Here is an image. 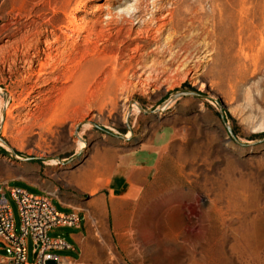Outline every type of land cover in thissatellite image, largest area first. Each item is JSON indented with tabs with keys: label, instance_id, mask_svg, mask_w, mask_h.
I'll list each match as a JSON object with an SVG mask.
<instances>
[{
	"label": "rangeland",
	"instance_id": "374dc122",
	"mask_svg": "<svg viewBox=\"0 0 264 264\" xmlns=\"http://www.w3.org/2000/svg\"><path fill=\"white\" fill-rule=\"evenodd\" d=\"M158 1L74 0L71 10L87 4L73 15L76 25L96 33L91 45L78 39L82 77L73 64L69 73L62 68L52 99L29 106L33 89L46 86L36 78L55 66L10 46L41 1L0 0V177L25 175L57 198L59 212L69 213L62 201L80 213L91 242L82 260L90 264H264V249L260 259L240 260L231 244H207L216 219L230 234L239 218L264 215V0H182L176 41L169 26L157 33L161 23L149 38L137 35ZM173 2L163 0L156 17ZM59 6L36 14L59 30L67 25L54 16ZM108 12L132 24L108 25ZM73 75L76 85L66 80ZM139 168L140 182L125 185ZM116 185L124 189L112 195ZM78 232L57 228L49 237Z\"/></svg>",
	"mask_w": 264,
	"mask_h": 264
},
{
	"label": "bare ground",
	"instance_id": "6f19581e",
	"mask_svg": "<svg viewBox=\"0 0 264 264\" xmlns=\"http://www.w3.org/2000/svg\"><path fill=\"white\" fill-rule=\"evenodd\" d=\"M31 1L32 0H21V4L28 5ZM40 1H41V4L34 5L33 8L30 10V12L27 14L28 21L20 25L19 29L21 28L26 29V32H24L23 35L21 34L22 36L20 37V39L16 40L15 43H13L10 46V48L14 50L15 54L17 52H21L19 51L20 48H23L24 50L28 49V52L34 51V53L36 54V57H35L36 59H38L42 55L45 56L46 60L48 59L50 63L49 64L50 68L55 66V68L53 69L51 73H47V72L40 73V75L36 78L37 79L36 85H38V83L40 82H43L44 84H46V86L33 89L32 93L29 95L27 99L28 101L31 100V103L29 106H32L33 104L38 105L39 103H42V104L46 102L48 103V101L52 99V95L56 91V85H58V82H59V78L56 79L55 76H57L59 72L62 71V68H65L66 73H69L70 72L69 66L71 64L75 65L74 67L78 69L79 73H77L78 71L76 72L77 74L75 72L74 73L76 74V76H78V78H80L79 76L82 75V70H83V67L85 66H84L83 61L78 60L79 62H76L78 55L81 56V54H83L82 51L80 52L76 49L77 44H78V39L80 40V38L84 36V40L86 41V45L88 46L92 44V39L94 36H96V33L94 32V29H93L94 27H88V26L84 27L82 25L77 26L76 18L73 17V15L76 12H79L81 11V9L87 7V4L83 5V3H79V4L77 3L75 7L71 10L70 8L73 5L74 0H40ZM162 1L163 0L156 2V6H159V9L156 11L155 15L149 21L143 22V26L146 29H144L143 31L142 30L138 31L137 35H142L144 36L143 38H149L151 30H154L155 26L161 23L162 26H160V28L157 30V33H160L163 30V28L165 29L169 26L170 27L169 34L172 35L174 41H176L178 34L182 31L181 30L182 24L184 23L183 20H179V17H180L179 13L183 5V2L182 0H173L174 2L171 5V8L167 9L168 12L166 13V16H162L158 18L156 16L166 9L165 5L161 4ZM53 4L55 5L60 4L58 8L59 13L56 12L54 16L63 15L67 23L66 26L60 28L59 30H57L54 27L51 21H46V22L42 21L41 17L36 14L38 13L37 9L43 11L44 8L46 7L49 8ZM107 16L109 18L108 25H112V26L114 25L118 27L120 24V21H119L120 19L123 22H131L132 24V20L130 21L127 20L125 16H121V17L115 16L111 12H108ZM40 21H42L41 24L39 23ZM96 23H94L93 25H96ZM149 27H151L150 30L148 29ZM120 33H121V30L118 31L116 35H119ZM9 37H14V36L10 34ZM43 37L45 38V40L41 41ZM41 46H43V49H40ZM25 55H26V52H25ZM29 56L30 55H28V57ZM72 56H74L73 58L74 60H71ZM74 75L71 77L67 76L68 79L66 80L67 81L73 80L74 82V78L75 80L77 79V77ZM84 79L86 80V78ZM75 83L76 82H74V84ZM70 91L71 90H69V92ZM0 93H2V90H0ZM132 108L139 110L138 105H133ZM9 115H11V112L9 113ZM1 118H3L2 115H1ZM5 136H6V132L4 133V137ZM85 148H86V145L84 144L82 149H85ZM257 211L258 212L256 213V215H246V216L239 218L238 227H236L235 229H232L230 234H228L229 232L226 233L221 229V227H223V223L220 222L218 219H216L215 222L219 227H216V230L215 231L213 230L214 232L212 231L213 232L212 237L210 238V240H208L207 244L213 247L221 246L222 249H225L226 246L231 244V247H230L231 257L236 256V258L240 260L260 259V252H262L261 250L264 249V215L261 212L262 210H257ZM233 224L234 223H232V225ZM225 255L227 254L225 253Z\"/></svg>",
	"mask_w": 264,
	"mask_h": 264
},
{
	"label": "built area",
	"instance_id": "2783aa9c",
	"mask_svg": "<svg viewBox=\"0 0 264 264\" xmlns=\"http://www.w3.org/2000/svg\"><path fill=\"white\" fill-rule=\"evenodd\" d=\"M53 199L57 198L48 193L35 195L7 185L0 189V240L9 253L7 261L0 264H82L59 257L58 253L73 248L61 237L50 238L49 233L57 228L78 229L83 219L74 210L59 212ZM12 202L17 207L19 227ZM30 243L33 263L29 262Z\"/></svg>",
	"mask_w": 264,
	"mask_h": 264
},
{
	"label": "crops",
	"instance_id": "0c3cea01",
	"mask_svg": "<svg viewBox=\"0 0 264 264\" xmlns=\"http://www.w3.org/2000/svg\"><path fill=\"white\" fill-rule=\"evenodd\" d=\"M153 153H154V151L153 152L152 151H150V152L148 151L147 152V157L148 158H153ZM27 169H28V167H23L22 170L26 171ZM142 172H144V170L139 168V170L134 171L133 174H131L129 177L126 175V177H125V185L127 184V185L131 186L132 184L139 183L140 181L139 180L137 181V179H138L137 177ZM18 183L25 184L27 187H29V188H31L33 190H36L37 193L31 192L27 188H23V187H19V186H13L14 184L16 185ZM4 185H7V187L11 188V189L12 188H17V189H21V190L27 191V192H29L31 194H35V195H42V194L46 193L42 189H40L39 187L33 185L29 180H27L25 175L22 178H19V179H7V180H4V179H2L0 177V189ZM110 185H111V183H110ZM114 188H115L114 190H111L112 195H115V192H120L121 190L124 189V188L122 189L121 187H118V185H116V187H114ZM7 197L9 198V195H7ZM61 204H62V206L64 208H66L69 211V213L73 210L72 208L65 206L62 203V201H61ZM78 230H79V232L77 234L71 235L70 240H66V239L65 240L73 248V251H71V252L79 253L81 259H80V261H77V260H75L73 258H70V257H65V258H67L68 260H71L73 262H80L82 264H90L88 262L87 258H85L84 261L82 260L83 253L85 255H87V253H88V251L90 250V247H91V242H90V238H89V232H88L87 228L85 227V225H83V224L80 225ZM8 257H9V253H8L5 245L0 240V263L6 262Z\"/></svg>",
	"mask_w": 264,
	"mask_h": 264
}]
</instances>
